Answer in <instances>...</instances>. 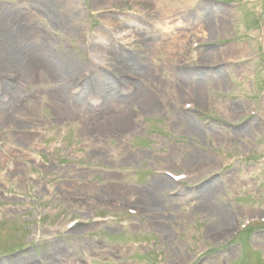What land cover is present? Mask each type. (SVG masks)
<instances>
[{"label":"rangeland","instance_id":"1","mask_svg":"<svg viewBox=\"0 0 264 264\" xmlns=\"http://www.w3.org/2000/svg\"><path fill=\"white\" fill-rule=\"evenodd\" d=\"M5 14L0 264H264V0Z\"/></svg>","mask_w":264,"mask_h":264},{"label":"bare ground","instance_id":"2","mask_svg":"<svg viewBox=\"0 0 264 264\" xmlns=\"http://www.w3.org/2000/svg\"><path fill=\"white\" fill-rule=\"evenodd\" d=\"M1 21L3 23H9V22L13 23L15 20L13 18H11V16H9L8 14H5V17L2 16V15L0 16V22ZM2 22H1V24H3ZM17 23H19V22L17 21ZM13 24L16 25V22H14ZM18 33H20V31ZM21 33H22V31H21ZM1 36H2V42L5 43L6 45L7 44H14V42H16V39L18 37V36H14L13 37V35H11L12 37L10 38L9 35L7 33H4V32L1 33ZM14 55L16 56V53H13V50H11L10 47H9V51H8V56L9 57H8V59L14 58ZM54 56H56V55H54ZM17 58H18V56H17ZM18 59H21V61L24 63V58H21V56H20ZM33 63H34L33 64L34 65L33 68H35L36 70H44V71H47L48 73H57L58 72V68L61 69V67H62V64H61V61H59V58H58V60L57 59H53V60L51 59L49 61L48 57L37 56L36 55V57H33ZM24 67L27 68L26 66H24ZM23 71H25L24 68H23ZM147 73H149V72H147ZM150 77L151 76H149V78ZM105 82H106V80L100 81V84H105ZM120 85H121V83L117 84V83L113 82L112 86L113 87H118V86L120 87ZM92 94H95V92H93ZM76 99L77 98H75L74 101H76ZM104 106H107V104H105Z\"/></svg>","mask_w":264,"mask_h":264}]
</instances>
